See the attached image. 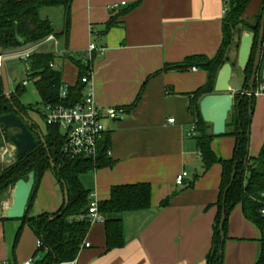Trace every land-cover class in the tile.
<instances>
[{
  "label": "crops",
  "instance_id": "1",
  "mask_svg": "<svg viewBox=\"0 0 264 264\" xmlns=\"http://www.w3.org/2000/svg\"><path fill=\"white\" fill-rule=\"evenodd\" d=\"M135 1L72 0L67 36H53L55 39L42 42L35 50L53 53V64L62 71V82L73 86L79 67L70 57L83 61L87 47L95 43L98 49L89 63L93 96L101 107L123 109L116 118L102 120L106 132L101 144L107 145L105 158L112 162L81 174L80 181L89 194L100 202L108 200L113 186L139 182L151 185L150 206L122 215V247L107 250L104 223L95 222L89 225L84 238L90 246L81 244L75 260L60 264H205L211 248L222 166L214 163L205 171L195 137L189 135L195 119L191 94L207 82V72L197 65L194 71L192 67L162 70L166 64H178L194 54L208 59L216 55L222 42V16L227 3L142 0L126 11ZM121 2L124 4L118 8L109 9ZM260 5L256 0L243 17L257 14ZM63 14L60 6L45 7L39 16L60 31ZM111 20L116 24L106 28ZM22 48L2 51L5 69L7 62L22 60L16 52ZM9 71L13 75L14 69ZM243 81L240 75L234 84L230 81L231 91H238ZM253 106L250 156L259 153L264 141V93L255 95ZM168 118L174 121L168 122ZM233 146L234 138L229 135L214 136L211 142V149L222 160L231 158ZM2 164L0 158V168ZM183 170L187 175L183 186H178L175 178ZM167 197L168 205L161 206ZM63 201L52 172H48L38 183L28 213L51 214ZM10 220L13 225H9ZM226 225L222 264H255L260 232L244 216L240 205L231 209ZM37 241L28 225L6 219L0 212V261L17 264L31 259L34 263L45 254L36 246Z\"/></svg>",
  "mask_w": 264,
  "mask_h": 264
},
{
  "label": "trees",
  "instance_id": "2",
  "mask_svg": "<svg viewBox=\"0 0 264 264\" xmlns=\"http://www.w3.org/2000/svg\"><path fill=\"white\" fill-rule=\"evenodd\" d=\"M142 0H136L126 10L133 9L140 4ZM227 3L226 10L222 16V42L219 50L212 58H206L203 55L194 54L185 58L178 64H166L162 71L176 70L180 71L194 67H201L207 72V82L199 86L192 92L191 106L195 111L196 119V147L201 153L202 165L206 170L212 167V164L219 163L222 166L219 185V198L216 203L217 214L214 219V228L212 235V244L209 252L206 254L205 264H222L223 246L226 238L227 219L231 209L240 205L244 216L259 229V257L255 264H264V214L261 213L264 203V141L260 151L256 156H250L248 150L249 131L251 126V116L254 109L255 95L248 94V83L253 66V58L256 51V40L260 27L262 13L264 10V0H260L261 5L257 14L253 17L252 22L243 17L251 0H224ZM72 0H0V50H12L21 46H31L42 42L46 36L52 34L56 38L66 37L70 28ZM62 7L63 27L60 31L54 29L53 24L48 19H41L39 14L45 7ZM124 12V11H123ZM18 25L20 38L24 40V45L15 39V26ZM115 21H109L106 28L113 27ZM248 24L252 26V31L256 37L253 44V52L250 63L243 70L244 81L241 88L233 95L232 112L226 120V131L224 136L229 135L234 138L233 154L227 160L219 159L211 149V142L214 138L212 133V124L202 120L198 102L206 95L213 93V87L216 80V74L226 61L236 66L235 59H231L230 53L235 46L237 37L241 39V27L250 30ZM240 35V36H239ZM236 42V47H238ZM263 50L261 65L259 70L264 66V38L262 42ZM75 66L79 67V74L76 84L68 86L66 99L59 97L60 89L63 85L62 71L54 66H50L55 61V55L50 52H34L30 57V74L29 79L34 84L40 102L38 106L47 103H64L72 106L79 101L82 96L81 92L84 84L80 81L81 77L87 74L89 66L81 59L70 57ZM258 76V74H257ZM257 77L254 88L259 81ZM144 85L138 92L136 104L140 98ZM25 89L20 83L17 84L15 92H10L9 97L4 94L3 84L0 77V115L13 112L16 108L24 113L29 122L30 128L34 132L41 131L42 140L38 135H34L35 145L20 159L13 163H7L0 168V204L5 199L9 191L13 189L16 181L20 178L27 179L31 171L35 172L34 188L28 199V204L24 217L20 220L21 225H28L40 241L39 249L44 251V256L35 261L33 264H60L67 261L75 260L81 243L89 231V220L86 217L87 206L90 202L88 199L89 191L80 181L81 174L94 168L109 166L111 160L105 158L107 145L99 144L98 156L94 160H88L83 157L70 158L63 155L64 135H62L55 126H45L41 130L34 121L28 116V108L20 101L19 93ZM31 110V109H30ZM220 135V136H223ZM2 137L0 133V146H2ZM51 160L54 167L51 166ZM52 172L57 186L62 194L64 186L68 191V203H63L60 208L49 213H38L34 216L29 215V208L33 204L35 192L38 183L46 173ZM233 174V175H232ZM225 203L223 204L224 193ZM151 185L145 182L137 184H124L113 186L110 190L108 200L98 202V211L104 217V229L106 232V249L122 247L124 243V228L122 215L125 211H139L150 206L151 202ZM170 197L161 201V206L168 205ZM224 205L225 220L223 229L220 230V218L222 207ZM22 226L18 228L17 238ZM221 232L224 239L221 240Z\"/></svg>",
  "mask_w": 264,
  "mask_h": 264
},
{
  "label": "water",
  "instance_id": "3",
  "mask_svg": "<svg viewBox=\"0 0 264 264\" xmlns=\"http://www.w3.org/2000/svg\"><path fill=\"white\" fill-rule=\"evenodd\" d=\"M262 19L259 27V34L256 40V51L253 58V66L250 74V80L248 83V94H254V84L257 79V72L261 65L262 57V42L264 38V10L262 13ZM250 30H246L245 34L241 36L238 53H237V67L244 70L248 67L249 61L253 52V44L255 41L256 34L252 31L253 25L248 24ZM15 39L24 45V40L20 38L18 25L15 26ZM0 56L4 54L0 50ZM233 64L226 61L216 75V80L213 87V93L206 95L198 102V108L200 110L201 118L204 122L212 124V133L214 135H223L226 131V120L229 114L232 112L233 95L231 91L230 81L232 79ZM6 69L4 67L3 59L0 60V77L3 84L4 94L9 97L10 90L7 84ZM30 122L24 113H21L16 108L13 112H9L0 115V133L2 142L5 143L9 148L4 155V161L6 163H13L20 159V156L24 155L35 145L34 135H38L42 140L41 131H32ZM9 129H15L14 132L9 133ZM88 159V158H86ZM51 166L54 167V163L51 160ZM233 175V174H232ZM35 172L31 171L27 179L20 178L16 181L13 189L10 191V203L6 206L2 205L0 212L7 219L21 220L24 216L28 199L34 188ZM225 194L223 204L225 203ZM64 200L65 204L68 203V191L67 187L64 186ZM225 220L224 205L222 207V213L220 218V230L223 229V222ZM224 236L221 232V240Z\"/></svg>",
  "mask_w": 264,
  "mask_h": 264
},
{
  "label": "built area",
  "instance_id": "4",
  "mask_svg": "<svg viewBox=\"0 0 264 264\" xmlns=\"http://www.w3.org/2000/svg\"><path fill=\"white\" fill-rule=\"evenodd\" d=\"M119 4H124V2L118 4H112L109 9L113 10L119 7ZM53 35L50 34L42 42L48 40H53ZM42 42L26 46L20 50H17V54L23 60L24 68V78L19 83L22 86H26L31 82L29 79L30 74V57L35 52L37 46ZM95 43L91 42L86 49L83 62L89 66L91 62V57L93 56V51L97 50ZM102 51V50H101ZM63 54L62 51L60 55ZM3 56H0V60ZM54 66V64H50ZM196 66L192 67L191 70H196ZM92 68H89L86 75L81 77L80 81L84 84V88L81 92L82 98L77 101L72 106L65 105L64 103H47L38 106V112L43 118L45 126L51 125L58 127L60 133L64 135V146L62 148V153L70 158H88V160H94L99 152V144L102 141L103 135L106 132L105 125H103L102 120L105 118H116L118 113L122 112L123 109H116L114 107H101L93 96L92 87L93 81L91 79ZM259 81L254 88V95H259L264 93V66L261 70L257 72ZM257 76V75H256ZM257 76V77H258ZM68 90V85H63L60 89L59 97L66 99V94ZM174 118H168V122H173ZM196 134V119L192 122L191 130L189 135L195 136ZM8 151V148L0 155L2 161L4 160V155ZM110 152L107 150L106 154ZM187 172L183 170L175 178V182L178 186H183L184 178ZM264 197V193H263ZM90 200L87 206L86 217L90 224L95 222L103 223L104 217L98 211V201L93 198L92 194L88 195ZM264 203V200H263ZM261 213L264 214V206L261 208ZM82 247H89L90 244L85 240L82 241ZM36 246H40V241L38 240ZM0 264H11L10 262L0 261ZM17 264H33V260L27 259L23 260L21 263Z\"/></svg>",
  "mask_w": 264,
  "mask_h": 264
},
{
  "label": "rangeland",
  "instance_id": "5",
  "mask_svg": "<svg viewBox=\"0 0 264 264\" xmlns=\"http://www.w3.org/2000/svg\"><path fill=\"white\" fill-rule=\"evenodd\" d=\"M255 1L256 0H253L252 4H255ZM252 4L249 6V8L252 6ZM249 8L246 10L247 12H250ZM247 20L252 22L253 17L248 18ZM54 21H56V20H54ZM246 30L247 29H245L244 27H241L240 34H242V35L245 34ZM238 41L240 42L239 37H237V39L235 40V46H233L231 53H230L231 59H235V62L237 60V53H238V48H239V47H236V42L238 43ZM22 66H23V61L18 60V59L15 61L6 63V69H8V72H6L7 73L6 74L7 75V84H8L10 92H15L17 84H19V82L22 81L24 78V74L22 73L23 72ZM9 68L14 69L13 75H12V73H10ZM242 73H243L242 69L238 68L237 65L233 68L232 75H231L232 84H234L236 82L239 75L243 76ZM27 83L28 84L26 85L25 89L19 93L18 97L20 98V101H22L24 103L23 105L26 108H28V113H29L30 119L32 121L36 122L38 124V126L41 127L42 130H45L46 127H45L43 118L40 115V113L36 111L37 103L40 102V98L38 97V94L36 92L34 84L31 82H27ZM14 131H15V129H9L8 130L9 133H12ZM6 148H9V147L5 143H3L2 146H0V155L5 151ZM2 163H3L2 166H5V164H7L6 161H4V160L2 161ZM6 202L10 203V191H9V194H7L5 199L0 204V208ZM7 223L9 224V222H7ZM9 225H13L12 220H10Z\"/></svg>",
  "mask_w": 264,
  "mask_h": 264
},
{
  "label": "flooded vegetation",
  "instance_id": "6",
  "mask_svg": "<svg viewBox=\"0 0 264 264\" xmlns=\"http://www.w3.org/2000/svg\"><path fill=\"white\" fill-rule=\"evenodd\" d=\"M253 25V24H252Z\"/></svg>",
  "mask_w": 264,
  "mask_h": 264
}]
</instances>
